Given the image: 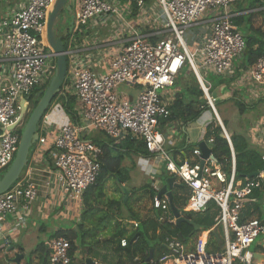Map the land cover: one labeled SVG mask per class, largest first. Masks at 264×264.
<instances>
[{
    "label": "built area",
    "instance_id": "built-area-1",
    "mask_svg": "<svg viewBox=\"0 0 264 264\" xmlns=\"http://www.w3.org/2000/svg\"><path fill=\"white\" fill-rule=\"evenodd\" d=\"M243 1L158 0L167 36L153 43L134 36L110 61L104 75L95 74L88 67L77 66V63H73L71 70L68 68L65 89L72 90L85 127L62 123L53 135L50 122L45 117L39 126L44 133L41 136L38 131L37 154H41L44 147L53 152L58 190L72 202L80 204L83 194L94 185L99 175L101 150L83 137L87 129L93 128L112 139L129 136L142 141L149 158L156 162L154 164L189 190L185 212H201L210 204L216 206L215 227H220L223 233V246L219 253L207 252V236L197 237L191 252L186 251L179 239L171 237L164 243L166 253L155 264H255L250 247L264 235V224L257 219L240 223V214L252 191L264 186V170L243 184H237L233 151V165L227 177L215 159L208 158L201 165L198 149L193 150L192 161L182 160L181 156L177 160L172 159L159 131V124L169 117V107L173 103L170 91L186 67L195 74L208 106L214 110L210 85L200 74L224 78L233 73L234 64L243 55L245 44L242 33L232 22L230 10ZM54 2L29 0L26 6L0 17V44L4 56L11 63V75L0 85V170L10 165L16 154L19 136L15 131L18 126H14L22 108L29 111L32 92L46 85L54 73L55 58L49 48L45 49L42 40L47 11ZM136 3L138 8H142L143 0ZM127 11L128 0L121 5L108 0H79L74 22L85 26L98 19L116 18L121 21ZM209 13L213 17L208 35L199 47L189 51L184 40L187 30L197 26ZM249 80L253 85L264 86V55L249 70ZM120 86L138 87L140 93L136 100L128 102L119 94ZM224 138L232 149L225 130ZM153 189L158 192L160 188ZM38 193L37 184L27 167L24 175L0 196V224L17 212L27 216ZM151 209L170 210L167 199L157 200L156 196L151 201ZM158 221L164 220L160 218ZM19 222L23 225L24 218ZM137 225L134 223L133 228L136 229ZM126 245V240L120 241L122 248ZM49 247L48 264L72 263L68 241L55 238Z\"/></svg>",
    "mask_w": 264,
    "mask_h": 264
},
{
    "label": "crops",
    "instance_id": "crops-1",
    "mask_svg": "<svg viewBox=\"0 0 264 264\" xmlns=\"http://www.w3.org/2000/svg\"><path fill=\"white\" fill-rule=\"evenodd\" d=\"M109 1L118 2L120 5L126 2V0ZM262 1L264 0H261V2ZM28 2L29 0H0V17L10 15L12 12L26 6ZM136 2L137 0H128V11L123 16V20L121 21L117 20L116 18H110L107 20L98 19L97 21L95 20L89 22L85 26H78L74 22L71 32V39L67 43L70 70L73 68V63H77V66L88 67L93 73L104 75L108 72L110 61L124 50V48L130 43V40L134 38V36L137 35L143 38L145 41L153 43L168 35L164 26V20L161 16L158 0H143L142 8H138ZM67 6L71 7V14L66 11L64 12L65 23L62 26V29L68 27L69 16H75V13L79 7V0H74L73 4H67ZM246 7L247 4H243L242 6H237L236 9L231 8L230 12L232 16V22L234 18H238L239 20L242 18L241 25L239 27L236 25L234 26L237 27V30L240 32L242 28H245V35L243 37L246 35L253 36L257 30H260L262 33H264V6L253 11V14L257 11L261 12V15L263 14V17L259 16L261 23L257 26L251 24L252 11L244 10ZM248 16H250L249 19ZM212 17L213 14L209 13V15L204 16L201 19L197 26L187 30L184 40L189 51H193L199 47L204 37L208 35L210 20ZM190 72L192 71L186 67L185 71L179 74V77L181 76L180 80H185ZM10 75L11 63L4 56L3 47L0 44V85L4 84L9 79ZM193 75L195 76V74ZM200 75H203L204 77H202L205 79L206 83L210 85V92H212V95L211 93L210 95L211 98L214 99V104L218 100L229 102L238 100L249 107L247 111H249V114L251 115L252 111L264 102V86L253 85L249 80V69L244 70L242 66L236 67L234 64V71L230 76L224 78L212 76L214 79L217 78V80L230 81L228 85H215L214 90L211 89V83L213 82L214 84L216 80L214 81L213 79V81H210V76H206V74L203 72ZM121 87L124 86H120L118 88V92L119 94L125 96L128 102H134L140 93V89L138 87H125L127 92L122 93L120 91ZM62 93L73 96L72 90L69 89L66 91L65 86L63 87ZM177 93H179V88L173 87L170 91V96L172 97L173 102ZM50 110L51 112H49V116H52L53 113L55 119H51L49 117L46 119L50 122V130L52 131L53 135H55L58 127L62 123L69 122V124H78L85 127L83 116L80 113L81 109L76 103L73 109L75 113L74 121L70 120L65 115L62 108L57 103H55ZM207 110H210L211 116L215 120L213 112L209 106ZM214 111L216 112L220 122H223L216 111L215 105ZM245 112L244 114H241V116H244ZM259 112L260 114L256 118H251L249 115H247L246 119L249 121V129L246 131H240L239 134H236V132L230 131L228 128L225 129L224 126L223 128L228 137L230 134L244 136L250 144V147L260 153L262 159L264 157V108L259 109ZM160 125L162 126L163 124H159V131L166 141L168 136H172V133L175 129L186 132V128L188 125H191V123L186 127H181V125L175 123L163 125L165 126L164 133L160 129ZM91 131H97L99 134L104 135V132L102 131L93 128L87 129L83 137L86 141L91 143L92 141L88 139L89 134L92 133ZM205 133L206 131H204L200 136L199 134L190 136L188 133H184L183 147L173 152H167L174 160H177L179 156H181L182 160L187 159L192 161L191 151L198 149V145L204 142L203 138ZM230 151L232 152L233 149H230ZM134 157L137 161H134L133 164L128 166V178L125 183H119L120 191H118V189L112 185L111 180L108 179L105 181L103 188L96 187L95 189L87 192L88 194L86 195L87 197L85 196L83 204L70 201L58 190L54 177V154L49 150V148L44 147L42 153L39 154L38 157H33L32 160L29 157L28 171L33 182L37 184L39 193L36 199L32 202V207L30 208L27 216L24 217V215L22 216L20 212H17V214L7 217L6 220L0 224V258L5 260V264H48L51 254L49 244L51 240H53L54 234L59 231H66L62 229V223L64 220L67 222L74 220L75 223H80L82 214H84L88 207L101 210L102 213L99 215L102 217L104 214L102 221L97 222L96 217H93L92 221L98 226L99 229L98 241H100V244L97 251V258L93 256L88 257L82 255L81 252H77L74 254L71 264H117L119 261H122V255L116 254L114 252L115 247L108 242L112 241L113 236L121 230H125L127 235L128 233L132 232V230H134L133 224L138 223L136 221H131V216H136L139 220H158L163 218V220L174 223V218L170 210L168 212H161L151 209V201L149 200V196L146 194L148 186L152 188H161L162 180L168 177V175L162 167L154 164L156 162H154L151 158H146L139 155ZM233 163L231 159V166ZM163 174H166L167 176L165 177ZM244 182L237 181V184H243ZM121 189L128 191V197L125 202L124 193L121 191ZM99 191L101 194H99ZM258 191L264 195V186H262ZM171 193L176 194L179 199L184 193L189 195V190L185 187L173 188ZM127 200H129V207L125 208L124 204L127 202ZM249 202L251 201L246 199L245 204ZM263 208L264 199L260 209L262 210ZM257 214L258 211L254 213L253 219H256ZM23 218L25 222H23V225H20L19 219L22 220ZM49 219L54 220L51 225V233L53 236L51 238L46 237L47 239L45 238L40 243L39 239L36 240L32 249H30L28 247L29 245H27L25 242V240H29L30 238L28 235L29 230L32 231L31 233L33 235L34 229L40 224L39 222L48 221ZM63 227L69 228V225H65ZM72 228L73 227L70 229ZM213 229H216V234L220 238L223 246L222 230L220 228L217 231V227L214 225V227L210 230H204L201 228L195 237L190 239L188 242H182L186 251L191 252L194 241L197 237L202 235L207 236V242L209 243V236L211 234L214 239L213 241L217 243V239L211 233ZM39 230L44 232L43 228L41 227ZM22 231L27 232L25 235L26 239L24 236L20 238H18L19 236H15L20 234ZM39 245L44 247L46 258L45 255L42 256L39 252L35 255H32L36 247ZM220 249H222V247ZM250 251L252 254L264 256V239L259 242L256 240V242L250 247ZM16 256H18V258H16ZM86 260H90L91 263H86Z\"/></svg>",
    "mask_w": 264,
    "mask_h": 264
},
{
    "label": "trees",
    "instance_id": "trees-1",
    "mask_svg": "<svg viewBox=\"0 0 264 264\" xmlns=\"http://www.w3.org/2000/svg\"><path fill=\"white\" fill-rule=\"evenodd\" d=\"M243 2L244 4H247L246 9L244 10H251L261 1L245 0ZM243 2H239L234 6H240L239 4ZM242 5L243 4H241V6ZM257 6H260V4ZM261 7L263 6H260V8ZM249 17L250 16H248V19ZM241 20L242 18H240V20L238 18H234L233 24L239 27L241 25ZM71 35V33L64 37L60 35L62 36V42L64 44L65 50H67V43L71 39ZM45 40L46 38L44 33L43 43L45 49L47 50L48 45ZM244 44L245 50L241 56V66L244 70H252L257 60L264 55V33H262L260 30H257L253 36L246 35L244 37ZM180 77L178 76L174 83V88H179V93L176 94L174 102L169 107V117L166 120L161 121L163 125L175 123L181 125V127H186L188 124L196 121L201 113L208 109L207 102L203 98V93L193 73L190 72L185 80H180ZM215 80L216 82L214 84L216 86L228 85L230 83V81L227 80H217V78L214 79V81ZM48 83L32 92L31 96L35 98L32 103V110L38 103V98L36 97L37 94L42 93L47 87ZM65 84L66 82H64L61 87V95H58L53 100L49 110L53 104L57 103L60 105L65 115L70 120L74 121L75 113L73 109L76 100L74 96L62 93ZM234 105L240 114H244L245 110H248L249 108L238 100L234 101ZM32 110L29 112L27 119L24 121L21 128L22 130ZM45 115L38 124L37 131ZM222 123L224 128L227 129L224 122ZM22 130L18 131L19 139ZM229 139L234 153L235 181L244 182L248 176L264 170V162L261 159L260 153L250 147V144L244 136L230 134ZM210 140L212 141L211 143H209ZM203 141L208 146L212 156L216 160L217 164L220 165L222 171L227 176H229L231 169L230 146L222 135L221 129L217 123H214V126H209L207 128ZM92 143H94V145L99 147L101 150V154L98 158L100 171L94 185L89 187L83 194L81 202L82 204L84 203L85 196L88 194L87 192L95 189L96 187L103 188L105 181L109 178L113 177L120 184H123L127 181L128 169L123 167V162L126 155L134 154L146 158L150 156L142 141L134 140L129 136H123L116 142L107 139L105 142L98 143L92 141ZM192 152L193 151H191V153ZM163 175H165V177L167 176L166 174ZM182 187L184 186L182 185ZM147 188L148 190L146 191V194L149 196V200L152 201L157 192L150 186ZM99 194H101L100 191ZM263 196L264 195H262L258 189L252 191L251 195L247 198L251 202L244 204L241 210L240 223H244L253 219L254 213L257 211L258 214L256 219L261 223H264V208L262 210L260 209L264 199ZM172 198L175 207L181 211V216L185 220L193 222L204 230H210L214 227V219L218 213L214 204H210L204 211L201 212H183L186 202H183L182 204L178 203V197L174 193L172 194ZM124 207H129V200H127V202L124 204ZM100 213H102L101 210L88 207L84 214H82L81 222L75 228L66 231H59L54 234L53 239L63 238L68 241L70 246L69 256L71 259H73L74 254L77 252H81L82 255L88 257L93 256L97 258V251L100 244V241H98L99 229L98 226L92 221L93 217H96L97 222L102 221L104 214L102 217L99 215ZM130 220L136 221L138 223L137 228L128 233V235L126 234L125 230H121L113 236L112 241L108 242L115 247L114 252L116 254L122 255L123 260L119 261L117 264H145L149 257L150 251L153 253V258L148 264H155L159 258L166 253L164 249V243L166 239L173 237L185 243L199 233V231H195L187 224H181L179 227H176L174 223L167 220H164L163 222H159L158 220L154 219L139 220L136 216H131ZM219 229L220 228L217 227V231ZM179 235H181V238H179ZM209 237L210 241L208 243L207 252L211 254L219 253L221 249L219 248L218 244L213 241L214 239L211 234ZM123 239H125L127 243L124 248L120 246V241ZM38 252L42 256L45 255L46 258L45 249L42 245L37 246L32 255H35Z\"/></svg>",
    "mask_w": 264,
    "mask_h": 264
},
{
    "label": "water",
    "instance_id": "water-1",
    "mask_svg": "<svg viewBox=\"0 0 264 264\" xmlns=\"http://www.w3.org/2000/svg\"><path fill=\"white\" fill-rule=\"evenodd\" d=\"M68 2L70 4H73L74 0H56L55 4L52 7L51 12L47 17L46 27H45V37L48 48L50 49V51L52 52L55 58L54 73L53 76L50 78L49 83L45 88V90L42 93L37 94L36 97L38 98V103L30 113L29 118L23 127L13 162L10 168L8 169V171L4 175H2V177H0V196L6 193L20 179V177L28 167L29 164L28 157L30 150L38 140V131H37L38 124L40 123L46 112L49 110V107L51 106L53 100L58 95H61V87L64 84L66 75L68 73V56H69V52L64 49L62 36L64 37L72 32V28L74 25V16L72 15L69 16L68 27L63 30L62 36L59 37L56 36L55 26L60 21L61 16L65 11L71 14V7L67 6ZM211 111L213 112L215 121L217 125L220 127L222 135L224 136L223 125H221L220 121L218 120L216 112L212 109ZM29 112L30 111H28L23 107L19 115V120L14 127L19 126L23 120V117L27 113L29 114ZM14 127L12 129H14ZM104 135L107 138H109L105 133ZM109 139L111 141L116 142L120 139V137L116 139H112V138ZM198 149L201 153L200 156L201 165H203L204 161L208 158L214 159V157L211 154V151L204 142L198 145ZM255 176L256 173L248 176L247 179H251ZM173 188H182V186L177 184L174 178L166 177L162 181V186L156 194V199L161 200L162 197H165L167 199L170 212L174 218V225L176 227H179L181 224H187L191 226L195 231H200L201 228L198 225L194 224L191 221L185 220L181 216V211L175 207L171 193ZM123 193H124V202H125L128 197V191L124 189ZM211 233L215 236V238L217 239L218 246L219 248H221L222 242L216 234V229H213ZM179 238H181V235H179ZM16 258H18V256H16ZM152 258H153V253L152 251H150L149 257L146 260L145 264H148L152 260ZM253 258L256 264H264V256L259 254H253ZM86 263H91V262L90 260H86Z\"/></svg>",
    "mask_w": 264,
    "mask_h": 264
},
{
    "label": "rangeland",
    "instance_id": "rangeland-1",
    "mask_svg": "<svg viewBox=\"0 0 264 264\" xmlns=\"http://www.w3.org/2000/svg\"><path fill=\"white\" fill-rule=\"evenodd\" d=\"M109 1V0H108ZM261 1V0H260ZM56 2V0H55ZM54 2V3H55ZM68 4H70L68 2ZM241 4H244L241 3ZM241 4H239L241 6ZM260 4V6H264V1L258 3ZM258 4H256V6L249 10V11H252V17H251V24L253 25H259L261 22L259 20V16L263 17L260 13L261 12H255L253 14V11L255 10H258L260 8V6H257ZM53 7V6H52ZM237 5L232 7V9H236ZM52 8H50L48 11H47V16L49 15V13L51 12ZM209 14H206L205 16H207ZM1 16V15H0ZM64 17H65V14L63 13L62 16H61V19L60 21L56 24L55 28L58 30V32L61 31V33L63 32L64 29H62V26L64 25L65 21H64ZM45 33V32H44ZM44 33L42 35V40H43V37H44ZM241 33L242 35L244 36L245 34V28H242L241 30ZM46 38V37H45ZM46 41V40H45ZM55 62V61H53ZM241 58H239L235 65L236 67L238 66H241ZM68 68H69V59H68ZM185 70L182 71V73L184 72ZM210 78L209 80L210 81H213V75H209ZM213 76V77H212ZM208 78V77H207ZM212 84V90L215 89V84H213V82L211 83ZM120 91L122 93H126L127 92V89L125 87H121L120 88ZM135 92V91H134ZM211 95H212V92H211ZM210 95V97H211ZM168 98L170 97L169 95L167 96ZM204 98V97H203ZM35 100V98L33 96H30L29 97V111L32 110L33 108V101ZM215 107H216V111L220 117V119L224 122V124L226 125V128H228L230 131H234L236 132V134H239L240 131H246L249 129V121L247 118V115H249L251 118H256L257 116H259L260 112H259V109L261 108H264V102L259 106V107H256L251 115L249 114V111L246 110L245 112V115L244 116H241V114L238 112V109L236 108V106L234 105V102L231 101H221V100H218L217 102H215ZM250 111V112H251ZM49 112H51V110H49L46 115H45V118L49 117V118H54L55 117L53 116V113H52V116H49ZM51 115V114H50ZM28 117V113L24 116V120L21 122V124L16 128L15 131H19V130H22V126H23V123L24 121L27 119ZM214 123H216V121L212 118L211 116V113H210V110H205L201 113V115L198 117V119L196 121H194L193 123H191V125H188V127L186 128V132L185 131H179V130H174L173 133H172V136H168L166 141H165V148L167 151L169 152H173L175 150H178L179 148H182L183 145H184V133H188L190 136L191 135H194V134H199V136L201 134H203L204 131L207 130V128L209 126H214ZM222 123V122H221ZM69 124V122H68ZM223 124V123H222ZM161 126V125H160ZM162 130V132L164 133L165 132V126H161L160 128ZM40 135L42 136L43 135V131L41 130V128L38 129ZM92 133L89 134V137L88 139L93 141V142H98V143H101V142H105L107 141V137H105L104 135L102 134H99L97 131H91ZM18 133V132H17ZM179 141V142H178ZM181 142V143H180ZM38 148H39V145L37 143H35L31 150H30V159L32 160L33 157L37 156L38 157ZM136 155L134 154H128L126 155L125 157V160L123 162V167L128 169V166L130 164H133L134 161H137L136 158L134 157ZM12 164V163H11ZM10 165H8L7 167H5L4 169H1L0 170V176L4 175L8 169L10 168ZM29 167V166H28ZM27 170V168H26ZM25 170V172H26ZM24 172V173H25ZM24 173L22 174V176L24 175ZM21 176V177H22ZM112 182V185L118 189V191H120V184L118 181H116L113 177L112 178H109ZM145 179V178H144ZM163 181V180H162ZM121 191L123 192V189H121ZM188 199H189V195H187L186 193L182 194L181 197L178 199V203L182 204L183 202H186L185 204H187L188 202ZM32 207V205L30 206V208ZM184 212V211H183ZM53 218V217H52ZM54 222V220L52 219H49L48 221H42V222H39L40 224L38 225V227H36L34 229V234L32 235V231L29 230V240H25V242L27 243V245H29L28 247L30 249H32L33 247V244L36 240L39 239V243L42 242L46 237H52L53 234L51 233V225L52 223ZM75 221H69L67 222L66 220H64V222L62 223V229L64 230H69L71 227L75 228L79 223H75ZM65 225H69V228H64L63 226ZM43 228V231L44 232H41L39 229ZM26 233L27 232H24L22 231L20 234L18 235H15L16 237L20 238L22 236H24V238L26 239ZM50 234H52L51 236H49ZM31 235V236H30ZM46 238V239H47ZM28 239V238H27ZM264 239V235L260 236L258 239H257V242L261 241ZM165 253V252H164ZM0 264H5V260H3L2 258H0Z\"/></svg>",
    "mask_w": 264,
    "mask_h": 264
},
{
    "label": "flooded vegetation",
    "instance_id": "flooded-vegetation-1",
    "mask_svg": "<svg viewBox=\"0 0 264 264\" xmlns=\"http://www.w3.org/2000/svg\"><path fill=\"white\" fill-rule=\"evenodd\" d=\"M66 20V19H65ZM56 29V28H55ZM60 35H62V33H61V31L60 32H58V30L56 29V36H60Z\"/></svg>",
    "mask_w": 264,
    "mask_h": 264
}]
</instances>
